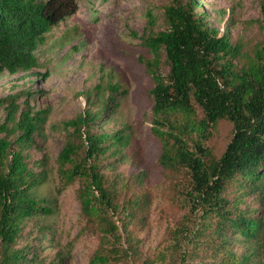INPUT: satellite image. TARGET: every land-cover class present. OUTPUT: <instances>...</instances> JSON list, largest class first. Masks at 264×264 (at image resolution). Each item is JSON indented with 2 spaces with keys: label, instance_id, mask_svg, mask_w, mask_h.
<instances>
[{
  "label": "trees",
  "instance_id": "obj_1",
  "mask_svg": "<svg viewBox=\"0 0 264 264\" xmlns=\"http://www.w3.org/2000/svg\"><path fill=\"white\" fill-rule=\"evenodd\" d=\"M201 7L197 0L149 6L136 34L151 53L144 59L153 80L150 119L167 194L182 193L190 203L174 229L168 264H264V17L255 19L263 37L241 41L229 20L221 29ZM77 10L78 0H0V75L32 73L46 33ZM37 92L21 89L0 99V264H63L62 250L42 257L36 248L42 237L25 231L29 223L31 233L54 229L43 217L55 208L33 192L46 181V154L34 161L26 152L48 135L50 109L37 107ZM125 93L120 83L98 82L85 91L86 108L62 122L68 133L57 169L65 183L81 179L82 212L103 232L90 264H155L140 249L156 198L147 172H115L142 153L127 149L126 129H102ZM225 121L232 137L219 152L212 140Z\"/></svg>",
  "mask_w": 264,
  "mask_h": 264
},
{
  "label": "rangeland",
  "instance_id": "obj_2",
  "mask_svg": "<svg viewBox=\"0 0 264 264\" xmlns=\"http://www.w3.org/2000/svg\"><path fill=\"white\" fill-rule=\"evenodd\" d=\"M173 1L108 0L103 3L101 0H78L76 13L46 33L45 43L37 50L40 65L32 73L4 72L0 75V99L21 89L38 91L35 94L37 107L50 109L47 138L37 137L39 148L32 145L26 150L34 161L43 159L46 154V181L37 185L33 192L40 198L48 199L55 208L54 214L43 217L46 223L54 221L53 232L38 234L37 228H34L31 233V223L25 230L29 238L42 237L36 242L42 257L50 259L60 249L63 264H90L101 245L102 229L94 230L93 222L82 212L78 196L81 179L65 183L57 169V158L68 133L62 122L86 108L85 91L88 88L98 82L110 81L120 83L126 93L102 129H126L131 135L127 149L131 153L139 149L142 153V158L135 161H121L115 172L129 176L146 171L147 182L156 196L146 229L140 233V249L143 256L152 258L155 264H168L175 255L172 246L174 229L190 210V203L185 202L182 193L177 198H170L167 194V183L159 163L161 144L152 132L150 119L153 80L144 59L151 57V53L136 36L144 30L149 6ZM197 1L203 6L201 11L209 12L211 21L221 29L225 20L232 23L234 39L243 41L263 37L260 23L255 19L264 17V0ZM161 69L166 72L167 66L162 65ZM4 117L5 110L0 104V123ZM53 123L54 129L51 127ZM231 137L232 126L225 121L212 143L221 152ZM31 165L38 172L43 168L36 162ZM254 206H259V203L255 201ZM261 209L264 218V201ZM110 214L113 215L112 212ZM121 216V213H116L113 217L123 226ZM123 244L126 246L124 239ZM106 245L110 246L109 243Z\"/></svg>",
  "mask_w": 264,
  "mask_h": 264
}]
</instances>
